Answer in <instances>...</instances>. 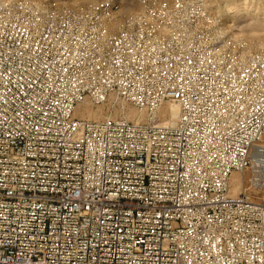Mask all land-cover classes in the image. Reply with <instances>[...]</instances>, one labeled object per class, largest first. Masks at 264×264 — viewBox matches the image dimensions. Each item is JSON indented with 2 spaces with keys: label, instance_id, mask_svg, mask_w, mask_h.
Instances as JSON below:
<instances>
[{
  "label": "built area",
  "instance_id": "obj_1",
  "mask_svg": "<svg viewBox=\"0 0 264 264\" xmlns=\"http://www.w3.org/2000/svg\"><path fill=\"white\" fill-rule=\"evenodd\" d=\"M0 264H264V42L203 0H0Z\"/></svg>",
  "mask_w": 264,
  "mask_h": 264
},
{
  "label": "rangeland",
  "instance_id": "obj_2",
  "mask_svg": "<svg viewBox=\"0 0 264 264\" xmlns=\"http://www.w3.org/2000/svg\"><path fill=\"white\" fill-rule=\"evenodd\" d=\"M68 3L94 2L97 0H65ZM122 3H133L134 0H119ZM158 1V0H156ZM166 1V0H159ZM205 7L219 22L221 31L229 36L240 37L247 41L251 50L264 42V0H235L234 3L222 7L220 0H203ZM118 107H112L111 112L118 114ZM103 114L106 113V105H102ZM242 177V185L245 186L246 179H249L250 169L241 173H234ZM262 177V173H261ZM261 177L258 187L250 190L259 192L261 188ZM242 186V187H243ZM232 184L230 183V188ZM241 187L237 189V193ZM233 190V192H235Z\"/></svg>",
  "mask_w": 264,
  "mask_h": 264
},
{
  "label": "bare ground",
  "instance_id": "obj_3",
  "mask_svg": "<svg viewBox=\"0 0 264 264\" xmlns=\"http://www.w3.org/2000/svg\"><path fill=\"white\" fill-rule=\"evenodd\" d=\"M261 45H259L258 47H255L254 49L261 47ZM116 110L119 111L118 114H121V115H123L129 119H134V118L139 119L141 117L140 113H138L137 111H135L134 109H132L130 107H123L122 105H119L118 109H116ZM176 112H177V108L175 105L166 104L159 111L158 117L160 118L161 122L170 123L173 120V118L176 116ZM74 113L78 114L80 116H83L87 119H95V120L104 116V114L102 112V106L90 108V106L85 105V104L76 107L74 110ZM113 115H115V114L113 113ZM251 158H252V164L250 166V175L251 176L249 177V179L251 180L252 185L256 189L259 185V181H260V177H261V173H262L263 169L259 168V161L255 155L252 154ZM242 182H243V180H242L241 176L234 174V173L231 175V177H230V183L232 184V187L230 188V194L231 195L237 194V189L240 187ZM235 189H236V191L233 192V190H235Z\"/></svg>",
  "mask_w": 264,
  "mask_h": 264
},
{
  "label": "snow or ice",
  "instance_id": "obj_4",
  "mask_svg": "<svg viewBox=\"0 0 264 264\" xmlns=\"http://www.w3.org/2000/svg\"><path fill=\"white\" fill-rule=\"evenodd\" d=\"M235 0H220L222 7L227 8V5L234 3Z\"/></svg>",
  "mask_w": 264,
  "mask_h": 264
}]
</instances>
